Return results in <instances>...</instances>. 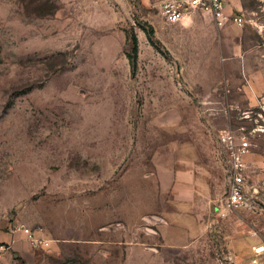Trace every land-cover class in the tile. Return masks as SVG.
I'll use <instances>...</instances> for the list:
<instances>
[{"label": "rangeland", "instance_id": "rangeland-1", "mask_svg": "<svg viewBox=\"0 0 264 264\" xmlns=\"http://www.w3.org/2000/svg\"><path fill=\"white\" fill-rule=\"evenodd\" d=\"M161 1L0 0V264H264V0ZM225 130L252 148L221 217Z\"/></svg>", "mask_w": 264, "mask_h": 264}, {"label": "built area", "instance_id": "built-area-1", "mask_svg": "<svg viewBox=\"0 0 264 264\" xmlns=\"http://www.w3.org/2000/svg\"><path fill=\"white\" fill-rule=\"evenodd\" d=\"M197 13L208 15L218 27H223L227 22L242 27L245 22L243 15L234 11L232 0H162L159 7L161 18L171 24L181 22ZM220 138L228 160L227 192L220 206L214 208V211L217 215L225 217L247 203L246 159L252 146L245 135L231 130L222 131ZM16 232L25 236L32 247H49V240L34 236L30 229L15 227L13 233ZM250 264L261 263L254 259Z\"/></svg>", "mask_w": 264, "mask_h": 264}, {"label": "water", "instance_id": "water-1", "mask_svg": "<svg viewBox=\"0 0 264 264\" xmlns=\"http://www.w3.org/2000/svg\"><path fill=\"white\" fill-rule=\"evenodd\" d=\"M154 221H157V222H162V220L160 219H153Z\"/></svg>", "mask_w": 264, "mask_h": 264}]
</instances>
